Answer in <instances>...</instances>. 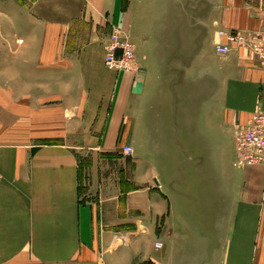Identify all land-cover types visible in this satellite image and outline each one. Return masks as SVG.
Listing matches in <instances>:
<instances>
[{"label":"crops","instance_id":"0c3cea01","mask_svg":"<svg viewBox=\"0 0 264 264\" xmlns=\"http://www.w3.org/2000/svg\"><path fill=\"white\" fill-rule=\"evenodd\" d=\"M263 23L264 0H0V264H264V166L234 151L264 68L215 52ZM112 26L133 73L104 65Z\"/></svg>","mask_w":264,"mask_h":264},{"label":"built area","instance_id":"2783aa9c","mask_svg":"<svg viewBox=\"0 0 264 264\" xmlns=\"http://www.w3.org/2000/svg\"><path fill=\"white\" fill-rule=\"evenodd\" d=\"M222 39L215 45V52L225 56L237 48L249 51L264 68V23L254 32L219 31ZM104 65L117 74L133 73L137 67L135 48L129 37L118 27H111L105 45ZM236 164L241 167L264 166V114L255 113L245 125L239 126L234 133ZM125 155L131 154L124 148ZM156 243L155 248H160Z\"/></svg>","mask_w":264,"mask_h":264}]
</instances>
